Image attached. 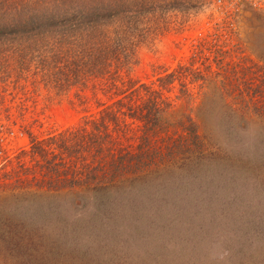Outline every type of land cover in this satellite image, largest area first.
<instances>
[{
    "label": "trees",
    "instance_id": "obj_1",
    "mask_svg": "<svg viewBox=\"0 0 264 264\" xmlns=\"http://www.w3.org/2000/svg\"><path fill=\"white\" fill-rule=\"evenodd\" d=\"M199 1L0 0V98L39 77L61 94L75 88L83 112L45 135L25 130L28 147L17 157L29 164L20 158L0 179V263L49 264V218L63 194L71 208L90 200L92 212L111 217L136 211L149 190L190 184L202 192L204 179L264 185V59L228 47L223 36L234 33L240 9L199 39L188 65L148 82L130 75L138 47L169 27L168 13ZM16 105L21 114L28 108ZM11 131L0 119V134ZM9 200L35 217L25 221Z\"/></svg>",
    "mask_w": 264,
    "mask_h": 264
},
{
    "label": "rangeland",
    "instance_id": "obj_2",
    "mask_svg": "<svg viewBox=\"0 0 264 264\" xmlns=\"http://www.w3.org/2000/svg\"><path fill=\"white\" fill-rule=\"evenodd\" d=\"M236 8L241 16L234 24V33L223 34L224 43L228 47L237 44L238 51L253 61L264 59V0H202L192 11L168 13L169 27L152 43L138 47L131 77L148 82L178 64L188 65L199 39L222 26L224 15ZM259 8L260 17L253 12ZM247 70L250 76L254 67ZM74 94L75 88L69 94L58 93L39 77H29L21 90L9 87L0 98V119L12 130L0 134L4 157L0 158V179L3 173L18 170L20 158L29 164L28 157H17L28 147L25 130L45 135L81 117L82 106ZM85 94L89 96V92ZM20 102L28 106L22 114L16 105ZM88 106L95 107L92 101ZM19 174L24 177L22 171ZM190 186L185 184L180 191L170 189L163 195L149 190V195L136 202V211L120 210L111 217L92 212L90 200L88 207L71 208L67 203L71 198L63 194L57 198L60 200L54 199V218H49L54 223L49 234L54 232L56 245L48 263L264 264V185L255 188L204 179L202 192L192 191ZM8 206L25 221L36 215L30 205L27 212L11 200Z\"/></svg>",
    "mask_w": 264,
    "mask_h": 264
}]
</instances>
